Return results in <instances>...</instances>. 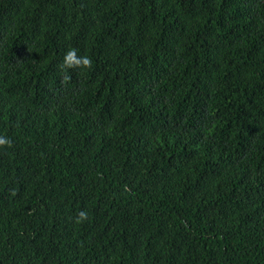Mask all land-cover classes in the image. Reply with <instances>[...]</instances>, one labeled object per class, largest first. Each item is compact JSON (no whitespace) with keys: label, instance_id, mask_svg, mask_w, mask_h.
Returning <instances> with one entry per match:
<instances>
[{"label":"trees","instance_id":"1","mask_svg":"<svg viewBox=\"0 0 264 264\" xmlns=\"http://www.w3.org/2000/svg\"><path fill=\"white\" fill-rule=\"evenodd\" d=\"M0 136V264H264V0H0Z\"/></svg>","mask_w":264,"mask_h":264},{"label":"clouds","instance_id":"2","mask_svg":"<svg viewBox=\"0 0 264 264\" xmlns=\"http://www.w3.org/2000/svg\"><path fill=\"white\" fill-rule=\"evenodd\" d=\"M57 67L61 73L62 82L67 83L71 79V76L69 75L70 70H90L93 67V61L88 55H78V50L73 48L65 53L63 61ZM3 146L11 147L12 141L9 138L0 136V147ZM87 219L88 213L81 210L78 213L75 222L79 224Z\"/></svg>","mask_w":264,"mask_h":264}]
</instances>
